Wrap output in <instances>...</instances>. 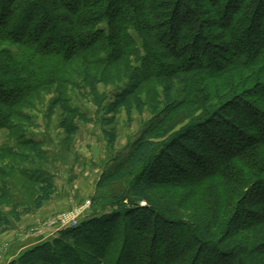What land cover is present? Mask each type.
Listing matches in <instances>:
<instances>
[{
	"label": "trees",
	"instance_id": "obj_1",
	"mask_svg": "<svg viewBox=\"0 0 264 264\" xmlns=\"http://www.w3.org/2000/svg\"><path fill=\"white\" fill-rule=\"evenodd\" d=\"M78 82L96 107L98 85L126 82L106 108L112 125L120 110L153 119L97 184L92 203L109 213L9 264H264V0H0V130L16 142L0 150V232L56 190L19 121L53 93L48 119L60 109L68 142L88 122L66 99ZM161 189L185 192L192 215Z\"/></svg>",
	"mask_w": 264,
	"mask_h": 264
},
{
	"label": "rangeland",
	"instance_id": "obj_2",
	"mask_svg": "<svg viewBox=\"0 0 264 264\" xmlns=\"http://www.w3.org/2000/svg\"><path fill=\"white\" fill-rule=\"evenodd\" d=\"M131 34L135 37L133 33ZM125 86L126 82L116 86L98 85L97 91L102 101L100 107L95 106L90 91L81 82H78L77 87H68L66 99L70 107L88 120L87 123L76 121L77 131L68 139V142L64 141L65 134L59 127L62 119L60 109H55L50 120L48 119L52 101L56 98L53 93H42L39 101L34 103V108L25 111L32 121L30 123L19 121L20 126L24 129L27 139L42 143L47 161L40 164V170L51 176L56 190L51 200L43 205L50 214L47 217L42 216L43 218L36 224L29 223L21 231L23 222L33 219L39 210L22 214L18 220L8 215L10 226L5 232H0V264H9L17 260L23 252L59 238V232L66 227L75 228L88 220L109 213L110 207L92 203L97 184L104 183L106 177L118 165L124 163L134 143L153 119L152 110L147 108L141 114L132 110L130 121L124 110H120L115 115V124L108 122L113 115L107 113V105ZM180 129L181 126H177L174 131ZM104 131L109 134L113 132L116 135L113 147L108 144ZM15 144L16 142L6 130H0V150L15 147ZM0 167H3L1 163ZM17 182L26 185L27 198H25L24 208H30L33 200L32 185L20 177ZM99 191H101L100 194L103 192ZM184 195H186L185 192L177 195L170 189H161L156 193V197L161 201L175 207L178 214L191 216V210L180 209L181 204L184 203ZM0 211L7 215L9 207L0 205ZM20 211L22 208L17 209V212ZM63 218L76 223L63 226L61 222ZM36 233L44 239L41 238L42 240L36 243L27 242V237ZM23 237L24 240H22ZM25 241L26 243L23 244Z\"/></svg>",
	"mask_w": 264,
	"mask_h": 264
},
{
	"label": "crops",
	"instance_id": "obj_3",
	"mask_svg": "<svg viewBox=\"0 0 264 264\" xmlns=\"http://www.w3.org/2000/svg\"><path fill=\"white\" fill-rule=\"evenodd\" d=\"M50 214V212H48V210H46L45 208H44V206L39 210V212H38V214L35 216V217H33V219H31L30 221H27V220H25L23 223V226L21 227V231H22V228L23 227H25L26 225H28L29 223H34L35 222V224L37 223V222H39V220L41 219V218H43L44 216L45 217H47L48 215ZM43 216V217H42ZM24 229V228H23ZM18 231V230H17ZM39 238V239H38ZM42 236H39V234H33V235H31V236H29V237H27V242H30V243H36V242H39V241H41L42 239H44V237L42 238ZM22 240H24V237H23V239ZM21 240V241H22ZM26 243V241L25 242H23V244H25Z\"/></svg>",
	"mask_w": 264,
	"mask_h": 264
},
{
	"label": "built area",
	"instance_id": "obj_4",
	"mask_svg": "<svg viewBox=\"0 0 264 264\" xmlns=\"http://www.w3.org/2000/svg\"><path fill=\"white\" fill-rule=\"evenodd\" d=\"M61 222L63 226H70L71 223H76L75 221L67 220V218H63Z\"/></svg>",
	"mask_w": 264,
	"mask_h": 264
}]
</instances>
